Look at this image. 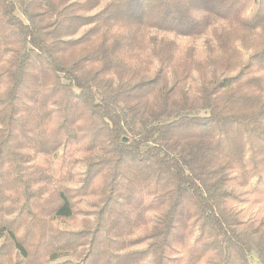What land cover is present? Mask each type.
<instances>
[{"label":"trees","instance_id":"1","mask_svg":"<svg viewBox=\"0 0 264 264\" xmlns=\"http://www.w3.org/2000/svg\"><path fill=\"white\" fill-rule=\"evenodd\" d=\"M101 2L0 0V264H264V0Z\"/></svg>","mask_w":264,"mask_h":264},{"label":"rangeland","instance_id":"2","mask_svg":"<svg viewBox=\"0 0 264 264\" xmlns=\"http://www.w3.org/2000/svg\"><path fill=\"white\" fill-rule=\"evenodd\" d=\"M108 2L109 0H102L100 6L96 10L103 8ZM226 25L227 23L225 21H220L213 28H211L206 34L196 37V38L177 36L175 34L159 32L155 29L144 30L143 32L144 34L142 35V38L145 39V43H151V38H158V39L165 38V39H170L172 41H175L178 46V58L179 59L177 63L186 60L187 57H189V53H191L193 58H195L199 62H202L203 64L204 63L206 64L208 63V61L212 59V57H215L218 54V52L215 51V47H214L215 46L214 31L216 29L222 30L223 28L226 27ZM87 28L88 27H83L80 33H82ZM237 45L242 53L241 60L245 61L247 58V54L250 50H247L241 47L239 43H237ZM140 55L143 61L147 59L145 63L147 64L149 63V66L152 69L156 68L157 66L156 61L154 63H152L151 61H148L149 59H153V58L148 56V54H144V53H141ZM196 76H197V73H196ZM196 80L197 78L190 79V86L193 87L194 91H197L195 90L196 84H197ZM192 114L205 115L206 111L197 110V111L192 112ZM75 170L77 172V176L74 179V181L71 182L72 185L79 184V177H80L79 173H82V170H83L82 165L79 164ZM255 183H256V179H252L247 185L238 187L241 193L245 192L241 201H239L238 205L241 209H243L246 212L247 216L257 215V214L264 215V197L259 196L254 191ZM83 208L87 210L86 207L82 205L81 207H79V211H77L76 216L74 218L55 219L54 221L61 228H78L82 220V216L84 214ZM139 234H145V231L141 230L139 231ZM143 246H144V243L138 245L136 248H140ZM67 257L68 256H64L62 258H59V260L65 259ZM252 259L254 260L255 263H258L256 254L253 255Z\"/></svg>","mask_w":264,"mask_h":264}]
</instances>
